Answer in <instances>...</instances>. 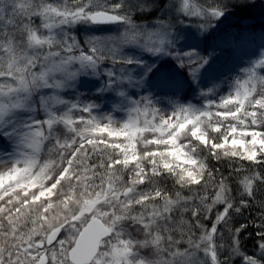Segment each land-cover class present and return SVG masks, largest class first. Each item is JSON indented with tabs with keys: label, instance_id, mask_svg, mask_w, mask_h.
Returning <instances> with one entry per match:
<instances>
[{
	"label": "snow or ice",
	"instance_id": "1",
	"mask_svg": "<svg viewBox=\"0 0 264 264\" xmlns=\"http://www.w3.org/2000/svg\"><path fill=\"white\" fill-rule=\"evenodd\" d=\"M258 192L264 0H0V264H264Z\"/></svg>",
	"mask_w": 264,
	"mask_h": 264
},
{
	"label": "trees",
	"instance_id": "2",
	"mask_svg": "<svg viewBox=\"0 0 264 264\" xmlns=\"http://www.w3.org/2000/svg\"><path fill=\"white\" fill-rule=\"evenodd\" d=\"M258 10L259 9L255 10V13H254L255 15H257ZM257 16H259V15H257ZM208 163L213 168H221L224 171L225 175H227L228 172L230 171V169H228L226 167V162H223V161L217 162L214 159L209 158ZM243 163H244L246 168L249 167V162L245 161ZM167 183H168V186L171 188L172 181H168ZM185 194H188L187 191H185ZM257 195H258V199H264V192H258ZM238 219L241 222L249 223L250 228H252V227H254V225H252L250 223V221L256 220L258 222L260 219V211H259L258 207H256L254 204V206L250 210L244 211L243 217H239ZM238 226H239V224L235 225V227H238ZM242 244L249 254L253 253V249L255 246L253 243L252 236L249 235L247 232L244 234V237L242 238Z\"/></svg>",
	"mask_w": 264,
	"mask_h": 264
},
{
	"label": "rangeland",
	"instance_id": "3",
	"mask_svg": "<svg viewBox=\"0 0 264 264\" xmlns=\"http://www.w3.org/2000/svg\"><path fill=\"white\" fill-rule=\"evenodd\" d=\"M257 9H259L258 11H257V15H260V13H261V9L258 7ZM81 39H82V36H81ZM226 92H227V89L226 88H222L221 89V94H226ZM194 102H196V101H194ZM198 103V102H197Z\"/></svg>",
	"mask_w": 264,
	"mask_h": 264
}]
</instances>
